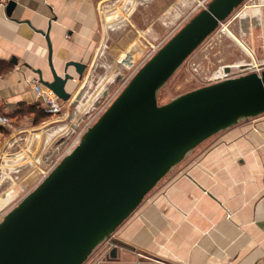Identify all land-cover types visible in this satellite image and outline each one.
<instances>
[{
  "label": "crops",
  "instance_id": "crops-1",
  "mask_svg": "<svg viewBox=\"0 0 264 264\" xmlns=\"http://www.w3.org/2000/svg\"><path fill=\"white\" fill-rule=\"evenodd\" d=\"M9 1L0 0V110L13 118L7 142L28 125L43 123L35 122L45 108L33 81L52 79L50 48L58 71L70 61L87 65L82 76L69 66L75 79L66 90L72 98L59 115H74L73 128L80 130L74 112L98 106L114 77L119 83L116 67L129 52L130 19L149 0H133L128 12L120 6L124 0H14L11 14ZM182 2H172L160 18ZM188 7L179 8L172 21L186 17ZM248 16L252 24L260 21L259 11ZM254 119L190 150L113 232L121 245L101 264H264V115Z\"/></svg>",
  "mask_w": 264,
  "mask_h": 264
},
{
  "label": "water",
  "instance_id": "water-1",
  "mask_svg": "<svg viewBox=\"0 0 264 264\" xmlns=\"http://www.w3.org/2000/svg\"><path fill=\"white\" fill-rule=\"evenodd\" d=\"M242 2L211 0L135 73L79 143L0 221V264H83L190 150L264 113V69L158 102L160 87ZM15 5L8 2L9 14ZM49 61L52 79L41 76V83L70 101L66 84L75 77L68 68L75 65L82 76L87 65L70 61L58 71L52 48Z\"/></svg>",
  "mask_w": 264,
  "mask_h": 264
},
{
  "label": "rangeland",
  "instance_id": "rangeland-1",
  "mask_svg": "<svg viewBox=\"0 0 264 264\" xmlns=\"http://www.w3.org/2000/svg\"><path fill=\"white\" fill-rule=\"evenodd\" d=\"M210 1L208 0L207 4ZM172 2H175V0H149L140 4L128 25L129 52H126L128 57L125 58V55L121 54L120 58L124 62L118 63L119 67H116V73L129 74L134 68L132 66L134 63L140 62L141 65L147 58L145 56L150 51L151 53L154 52L152 48L156 43L166 40L157 48L158 50L173 36L169 37L168 34L175 31V24H177V29L173 34L203 9H196L190 16L182 18V21L177 19L175 23L172 19L179 15V8L184 7V10H186L190 6L191 8L188 9L190 11L197 2L186 0L185 3L182 2L176 5V8L174 6L169 11L171 14L168 13L160 18L164 8L169 9ZM114 3L112 1V4ZM120 6H126L125 11L128 12L131 4L127 2L126 5ZM119 10L121 12V8ZM256 11H259L260 21L257 20V23L253 22L252 24L248 14H255ZM171 15H173V18H170ZM155 41L157 42L155 43ZM136 48L138 49L136 50ZM124 51H127V49ZM131 55H134V57L129 62ZM123 63L125 65L129 63L130 66H125ZM228 65L231 69L229 71L230 76L247 73L251 70L249 67L262 68L263 70L264 0H243L160 87L158 102L160 104L167 103L183 93L222 80L224 77L221 76L224 71L223 67ZM243 65L246 66L243 67ZM118 86L119 83L114 77L107 88L110 93H113ZM99 99L101 101H98V106H101L106 100L103 96ZM85 101L86 99L82 102ZM98 106L93 104L89 111L81 115L74 112L77 117L75 122H79L81 129L87 125L92 126L101 116V113L96 114ZM64 112L65 110L62 113ZM47 114L48 116L40 125H28V130L16 132L15 138L10 141L12 144L8 143L5 137L9 134V129H6L4 133L1 131V135L5 139H0V196H8V200L0 204V221L9 210L38 186L55 160L64 154L80 136L79 130L76 131L73 128L74 115L67 117L59 116L61 114ZM260 115L262 116L264 113L258 116ZM254 120V117H249L238 122L246 121L247 123ZM27 121L30 123V119H27ZM99 246L83 264H101L109 259L110 250L113 248L110 240Z\"/></svg>",
  "mask_w": 264,
  "mask_h": 264
},
{
  "label": "built area",
  "instance_id": "built-area-1",
  "mask_svg": "<svg viewBox=\"0 0 264 264\" xmlns=\"http://www.w3.org/2000/svg\"><path fill=\"white\" fill-rule=\"evenodd\" d=\"M126 3L129 2L130 4L134 3L133 0H124ZM208 3V0H197L195 6L191 9V11L186 15V18L188 16H190L192 14V12L196 9H200V8H205L207 7V4ZM135 5V3L130 6L128 8V11H130L131 7H133ZM182 21V20H181ZM177 29V24L174 26V30L176 31ZM174 31V32H175ZM173 32V33H174ZM168 34L169 37H171V35H174V34ZM166 41V40H165ZM164 40L163 41H160L159 43H156L154 46H153V50L154 52L157 50V48L165 42ZM152 50V51H153ZM151 51L145 56L147 58H145V61H143V63L140 65V62H136L134 63L132 66H134L133 70L129 73V74H123L121 76V80L119 81V86L115 89V91L113 93H110L108 98L106 99V101L100 106V108L97 110L96 114L97 113H103L108 107L109 105L111 104V102L117 97V95L119 93H121V91L124 89V87L129 83V81L132 79V77L135 75V73L151 58L152 54L154 53ZM123 60L120 59V62H122ZM133 63V62H132ZM123 65H125L123 63ZM127 66V65H125ZM246 66V65H245ZM244 67V66H243ZM246 68V67H245ZM251 70L248 71L249 73L250 72H253V71H257L258 73H261L262 71V68H255V67H249ZM264 69V68H263ZM247 72V73H248ZM247 73H244V74H247ZM240 75H243V73H240V74H237V75H233V76H230V73L229 72H226V76L224 78H227V77H237V76H240ZM33 86H34V89L38 95V97L42 100L43 104H44V108H45V111L47 113H50V114H53V115H59L61 114L64 110H65V107H66V103L67 101L63 100L62 98H60L52 89L44 86L42 83H40L38 80H34L33 81ZM100 114V115H101ZM99 115V116H100ZM13 125V118L9 115H6L4 113H1L0 112V127H4V128H9ZM90 125H87L86 127L82 128L81 130H79V137H78V140L76 139L75 142L71 145V147L69 149H67V151H65L64 154L60 155L54 162L53 166L50 168V170L44 175L43 179L54 169V167L65 157V155H67L80 141V139L82 138L83 134L85 133V131L89 128ZM42 179V180H43ZM41 180V181H42ZM40 181V182H41ZM39 182V183H40ZM110 240V243L113 245L112 241H111V237L109 239H106V241Z\"/></svg>",
  "mask_w": 264,
  "mask_h": 264
},
{
  "label": "trees",
  "instance_id": "trees-1",
  "mask_svg": "<svg viewBox=\"0 0 264 264\" xmlns=\"http://www.w3.org/2000/svg\"><path fill=\"white\" fill-rule=\"evenodd\" d=\"M1 113H4L3 111L0 110ZM6 115H9L8 113H4ZM10 116V115H9ZM48 116L47 112H45L42 108H40V110L37 111V117H36V123L39 122L40 120L45 119ZM6 130V128L4 127H0V131H2L4 133V131Z\"/></svg>",
  "mask_w": 264,
  "mask_h": 264
},
{
  "label": "bare ground",
  "instance_id": "bare-ground-1",
  "mask_svg": "<svg viewBox=\"0 0 264 264\" xmlns=\"http://www.w3.org/2000/svg\"><path fill=\"white\" fill-rule=\"evenodd\" d=\"M133 7H134V6H133ZM133 7H131L130 9L132 10ZM104 10H105V9H104ZM107 10H108V9H107ZM115 19H116V18H115ZM132 44H133V43H132ZM123 54L125 55V58L128 57V54H126V53H123ZM133 57H134L133 55L130 56L131 59H130L129 62H131V60L133 59ZM127 60H128V59H127ZM123 62H124V61H123ZM126 65H127V66H130L129 63H126ZM117 67H118V66H117ZM122 68H123V67H122ZM122 68H121V69H122ZM119 69H120V68H119ZM117 73H118V72H117ZM119 73H120V72H119ZM223 79H224V78H223ZM103 81H104V80H103ZM90 99H91V98H90ZM92 99H93V98H92ZM88 100H89V99H88ZM86 101H87V100H86ZM86 101H85V102H86ZM89 101H90V100H89ZM91 102H92V101H91ZM91 102H90V103H91ZM86 103H87V102H86ZM86 103H84V104H86ZM84 104H83V106H84ZM81 106H82V105H81ZM79 110H80V109H79ZM81 110H82V107H81ZM81 112H83V111H81ZM59 131H60V130H59ZM28 143H29V142H28ZM0 197H1V196H0ZM7 197H8V196L1 197V199H0V204H1V202L3 203L4 201L8 200Z\"/></svg>",
  "mask_w": 264,
  "mask_h": 264
},
{
  "label": "flooded vegetation",
  "instance_id": "flooded-vegetation-1",
  "mask_svg": "<svg viewBox=\"0 0 264 264\" xmlns=\"http://www.w3.org/2000/svg\"><path fill=\"white\" fill-rule=\"evenodd\" d=\"M113 243V247L115 246V247H117V249H116V251L118 252V246H120L121 244L120 243H118V241H116V242H112ZM113 249V248H112ZM112 249H111V252H112ZM115 251V252H116ZM114 252V253H115Z\"/></svg>",
  "mask_w": 264,
  "mask_h": 264
}]
</instances>
